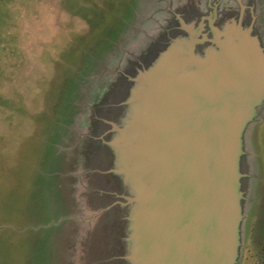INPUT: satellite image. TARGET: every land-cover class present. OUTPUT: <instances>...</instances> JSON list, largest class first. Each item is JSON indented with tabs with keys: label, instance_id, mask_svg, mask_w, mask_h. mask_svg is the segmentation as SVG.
Returning <instances> with one entry per match:
<instances>
[{
	"label": "rangeland",
	"instance_id": "1",
	"mask_svg": "<svg viewBox=\"0 0 264 264\" xmlns=\"http://www.w3.org/2000/svg\"><path fill=\"white\" fill-rule=\"evenodd\" d=\"M247 1L244 21L252 17L264 48V0ZM189 2L0 0V264H105L98 230L113 213L99 212L100 190L130 191L140 176L112 173L109 180L90 171L91 161L110 158L89 137L99 129L95 120L108 117L99 78L115 68L117 51L135 49L143 59L171 50L168 22L176 11L189 17ZM212 3L208 13L218 20L235 17L232 1ZM125 96L131 116L134 103ZM257 113L242 136L249 169L234 264H264V104ZM102 125L100 132L108 128ZM126 223L118 233H110L116 223L105 227L120 248L129 245Z\"/></svg>",
	"mask_w": 264,
	"mask_h": 264
},
{
	"label": "water",
	"instance_id": "2",
	"mask_svg": "<svg viewBox=\"0 0 264 264\" xmlns=\"http://www.w3.org/2000/svg\"><path fill=\"white\" fill-rule=\"evenodd\" d=\"M230 1L236 12L229 21L208 13L217 7L212 0H192L195 9L188 6L189 17L176 11L168 22L175 34L171 50L143 59L135 49L120 50V55L117 51L115 68L110 66L99 78L107 85L102 105L108 117L95 120L99 129L88 136L110 158L105 164L101 158L91 161L90 171L109 180L112 173L140 176L130 191L125 187L113 192L111 184L100 190L99 212L113 213L99 223L96 247L105 254V264L134 258L145 264H196L197 259L200 264L235 263L249 169L242 136L264 104V48L252 17L244 21L246 6L252 3ZM124 93L125 103L129 98L134 103L131 116L121 103ZM102 122L108 128L100 132L105 129ZM163 167L170 173L168 180ZM191 192L207 208L196 220L200 225L195 234L184 217ZM152 208H158L157 214L150 213ZM124 217L129 245L120 248L117 234L110 235L105 227L116 223L110 233H118ZM126 250L134 252L127 257Z\"/></svg>",
	"mask_w": 264,
	"mask_h": 264
},
{
	"label": "crops",
	"instance_id": "3",
	"mask_svg": "<svg viewBox=\"0 0 264 264\" xmlns=\"http://www.w3.org/2000/svg\"><path fill=\"white\" fill-rule=\"evenodd\" d=\"M260 37H261V35L260 34H258ZM205 56H206V54H203L202 56H201V58H205ZM182 73V72H181ZM192 74L193 75H195V69H194V67H192ZM197 75V74H196ZM191 195L190 196H188V197H186L185 199H186V201H187V208H186V210H185V214H184V217H186L187 216V218L190 220V225L191 226H189L188 228H190V229H192V233L193 234H195L196 232H195V229L197 228V227H199V221H196V220H200V218H203V216H204V214H205V211H206V206H204V204L200 201L201 200V198L200 197H198V198H195L194 197V194H192V192L190 193ZM111 202H113V201H109V204L111 205ZM94 204H95V202H94ZM131 207V206H130ZM93 208H95V205L93 206ZM131 209V208H130ZM110 210H111V207H110ZM157 210H158V208H156L155 210L152 208L151 210H150V213H153V214H157ZM83 212V211H82ZM131 214V213H130ZM148 214H149V210H148ZM153 214L151 215L152 216V218H153ZM132 215V214H131ZM142 215V214H141ZM79 217H81V216H79ZM95 217V215L93 216V218ZM82 219H84L85 218V214L81 217ZM145 229V228H144ZM143 232L144 233H148V230L146 229V230H143ZM195 249H197V250H199L200 248H195V247H192V251L193 250H195ZM133 250V249H132ZM132 250H126V256L128 257L129 256V253H131V252H134V251H132ZM137 252H139V251H135V253H133V255L135 256L136 254H137ZM142 253L143 252H141L140 253V255H142ZM194 257V256H193ZM130 262H133V263H135V264H145V261H143V259H137V260H135V258L131 261V260H128V261H126L125 263L126 264H131ZM201 263V260H199V259H197L196 260V264H200Z\"/></svg>",
	"mask_w": 264,
	"mask_h": 264
}]
</instances>
